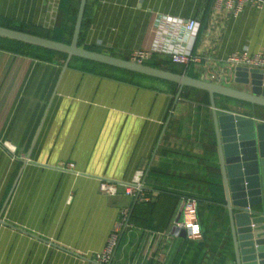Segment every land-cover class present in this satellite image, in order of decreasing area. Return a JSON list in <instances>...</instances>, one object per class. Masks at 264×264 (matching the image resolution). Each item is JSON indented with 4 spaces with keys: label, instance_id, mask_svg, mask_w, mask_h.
<instances>
[{
    "label": "crops",
    "instance_id": "obj_1",
    "mask_svg": "<svg viewBox=\"0 0 264 264\" xmlns=\"http://www.w3.org/2000/svg\"><path fill=\"white\" fill-rule=\"evenodd\" d=\"M76 1L0 0V18L61 37ZM206 1L96 0L85 43L119 58L137 48L152 50L185 36L180 26L161 28L157 15L201 23ZM5 38L0 36V264H89L121 209L128 207L130 215L135 205L139 216L120 228L111 264H236L227 208L217 205L225 196L208 95L188 87L176 98L178 84L175 89L173 82L76 56L63 68L66 57L25 55ZM182 45L201 60L185 72L175 63L181 74L249 90L233 82L223 60L264 48V5H247L236 15L211 7L198 39ZM168 58L151 55L155 62ZM262 88L264 93V76ZM227 98L215 95L216 107L264 121V109ZM137 171H143L148 201H135L122 189L112 196L100 192L101 180L130 182ZM186 197L203 199L199 240L170 232Z\"/></svg>",
    "mask_w": 264,
    "mask_h": 264
},
{
    "label": "water",
    "instance_id": "obj_2",
    "mask_svg": "<svg viewBox=\"0 0 264 264\" xmlns=\"http://www.w3.org/2000/svg\"><path fill=\"white\" fill-rule=\"evenodd\" d=\"M85 3L86 0H79L69 44L4 26H0V36L66 54L63 68L72 56H76L176 83L179 86L176 98L185 86L207 91L235 261L236 264H264V233L259 232L264 221V121L219 109L215 104V95H221L264 107V70L246 67L230 69L233 82L249 86V90H242L78 47ZM257 205H262V210L252 209ZM176 212L172 222L174 217L178 219ZM180 236L184 237V232Z\"/></svg>",
    "mask_w": 264,
    "mask_h": 264
},
{
    "label": "built area",
    "instance_id": "obj_3",
    "mask_svg": "<svg viewBox=\"0 0 264 264\" xmlns=\"http://www.w3.org/2000/svg\"><path fill=\"white\" fill-rule=\"evenodd\" d=\"M260 8L264 5V0H212V8L214 12L225 10L230 14L236 15L240 13L245 6ZM156 22L162 28H166V24L180 26L185 32L183 38H171L161 45L156 43L152 50L137 48L129 53L128 60L136 63H145L151 58L152 53L163 52L170 56L173 63L183 66L184 72L189 65L197 64L201 58L191 52V48H185L183 41L189 44L195 39L200 23L194 18L170 17L167 15H157ZM176 47H175V46ZM224 64L232 70L235 67H246L264 70V48L258 52L250 53L247 50H240L230 53L224 60ZM68 166H72L69 164ZM143 171H137L130 182L101 180L99 190L105 195H115L119 189H122L124 195L135 199L138 202L148 201L143 193L142 185ZM176 215L178 219L172 222V232L176 236H180L184 232L185 236L191 240H199L202 238V229L198 219V200L194 197H186L183 199L181 206L177 209ZM131 226L129 222V208L125 207L120 211L119 220L115 228L110 233L104 248L100 252H96L93 261L89 264H111L112 255L118 243L120 228Z\"/></svg>",
    "mask_w": 264,
    "mask_h": 264
},
{
    "label": "trees",
    "instance_id": "obj_4",
    "mask_svg": "<svg viewBox=\"0 0 264 264\" xmlns=\"http://www.w3.org/2000/svg\"><path fill=\"white\" fill-rule=\"evenodd\" d=\"M95 2H96V0H86L85 8H84V14H83L81 27H80V31H79V35H78V40H77V46L81 47V48H85L87 50L104 53L102 49L92 47V46L87 45L85 43L86 35H87V32H88V23H87V21H88V18L90 17V15H91L89 7L92 4H94ZM78 5H79V0H77L75 2V4L72 6V11H71L70 15L67 17V22H66L65 27L63 28V32H62V36L61 37H57L56 34H53L52 32H48L46 34H44L42 32V33L38 34L37 31L34 29V27L29 25V24L14 22L12 20L5 19V18L4 19L0 18V26L12 28V29H15V30L31 33V34H34V35H37V36H41V37H44V38H48V39H52V40H55V41H59V42H63V43L69 44L71 42V39H72V34H73L74 24H75V20H76V14H77V10H78ZM211 7H212V0H207L206 4H205V8H204L205 17L203 18L202 22L200 23V26H199V29H198V32H197V35H196L195 39H198V36H199L200 32L205 29L206 22L208 20V16L210 15ZM5 41L10 42L11 46L16 47V50L14 48L13 51H19V52H22V54L25 53V55L29 54V55L36 56V57H39V56L43 57V55H46V54H59L62 57H66V54H64V53H61V52H58V51H54V50H51V49H47V48H44V47L28 44V43H25V42L12 40V39L10 40V39H6V38H5ZM75 59L83 60L82 58H79V57H75ZM123 59H127L128 60V57H123ZM145 63L147 65H150V66H153V67H156V68H161V69L169 70V71H172V72H175V73H180V74L182 73V71L180 69H174L173 68L174 65H176V64L172 62L171 58L162 59V60L157 61V62L151 60V58H150ZM169 64L170 65L172 64V65L169 66ZM100 65H102V64H100ZM171 84L176 89L177 84L176 83H171ZM190 88H192V87H190ZM187 89H188V87H186V86L183 87L184 91H186ZM192 89H196V88H192ZM196 91H201L204 94L208 95L207 91L200 90V89H196ZM227 99H229V97ZM229 100H232V98L229 99ZM204 102L207 105H209V95H208V98L206 100H204ZM245 103L247 105H249L253 110H255V109H264V107L260 106V105H254V104H250V103H247V102H245ZM196 199L198 200V212H199V208H200L199 202L202 201L203 199L202 198H196ZM210 202L213 203L214 201H210ZM223 204H225L223 200H217V205L222 206L223 209L225 210V208H224L225 205H223ZM137 216H139V210H138V208L135 205L132 208V210H131V213L129 215V219L132 218L131 219L132 221L136 220ZM140 218H143V217L140 216ZM226 218H227V216H226ZM225 221H226V219H225ZM227 221H228V218H227Z\"/></svg>",
    "mask_w": 264,
    "mask_h": 264
},
{
    "label": "rangeland",
    "instance_id": "obj_5",
    "mask_svg": "<svg viewBox=\"0 0 264 264\" xmlns=\"http://www.w3.org/2000/svg\"><path fill=\"white\" fill-rule=\"evenodd\" d=\"M202 211H203V217L205 216V207L202 208Z\"/></svg>",
    "mask_w": 264,
    "mask_h": 264
}]
</instances>
